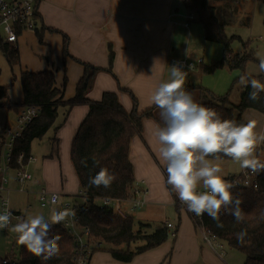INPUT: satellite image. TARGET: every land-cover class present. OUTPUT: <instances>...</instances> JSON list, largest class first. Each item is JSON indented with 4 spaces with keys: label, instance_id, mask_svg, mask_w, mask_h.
<instances>
[{
    "label": "crops",
    "instance_id": "crops-1",
    "mask_svg": "<svg viewBox=\"0 0 264 264\" xmlns=\"http://www.w3.org/2000/svg\"><path fill=\"white\" fill-rule=\"evenodd\" d=\"M183 1L39 0L38 26L42 23L54 31L46 30L42 43L34 31L24 33L25 36L29 34L24 41H20L23 35L20 36L16 43L20 62L13 67L0 48V88L7 87V96H0V133L6 124L15 122L22 108L20 74L24 70L54 71L57 87L63 86L66 77L64 96L69 99L74 96L77 83L85 72L84 63L99 67L102 70L96 72L86 93L87 97L100 100L105 91H113L128 111L132 109L133 103L127 90L137 97L140 109L153 105L151 96L158 85L169 78L168 61L172 57L201 58L202 63L196 70L188 71L185 81L188 85H201L205 73L203 66L220 58L222 54L206 62L205 51L208 42L212 41L205 39L203 26L196 17H187L190 12ZM242 1L246 2H232V20L226 26V32L233 22V8ZM261 1L253 0L249 4L253 9L252 25L255 9L259 8ZM185 22H189V25L186 26ZM233 35L246 41L240 34H228ZM64 36L68 38L69 53L65 60ZM234 41H238V45L232 47L233 52L243 53L245 49L242 42L236 39L232 44ZM110 50L114 53L111 66ZM108 67H111L112 72L106 70ZM223 69L231 70L227 66ZM245 70L249 74L258 75V63L247 62ZM9 102L12 103L10 107ZM88 111L86 104H78L70 109L68 106H60L54 126L42 138L33 140L31 154L34 159L26 165L33 175L32 181L28 183L29 189L35 191L45 186L70 200L74 199L70 197L81 193L70 152L73 138ZM249 116L254 118L256 125H260L261 134H264V113L250 108L243 113L246 121ZM157 124L153 119H144L142 137L134 136L130 143L129 156L136 182L144 189L137 194L140 205L133 216L146 223H152L155 219L170 222L176 228V234L160 246L136 255L130 262L118 261L110 253L102 251L92 255L90 264L97 261L102 264H232L224 244L220 254L212 250L202 241L201 233L194 226L189 212L184 208L180 211L175 209L174 199L165 183L163 168L166 166L159 157L160 145L154 134ZM263 143L260 142L256 149V155L262 162L264 154L258 152V149ZM38 146L39 154L35 156L33 151ZM219 162L226 180L244 171L234 170L236 162L232 159L221 158ZM9 173L11 193L25 194L27 207L30 206V197L35 198L34 195L17 191L15 174ZM11 206L23 213L16 205L11 203Z\"/></svg>",
    "mask_w": 264,
    "mask_h": 264
},
{
    "label": "trees",
    "instance_id": "trees-1",
    "mask_svg": "<svg viewBox=\"0 0 264 264\" xmlns=\"http://www.w3.org/2000/svg\"><path fill=\"white\" fill-rule=\"evenodd\" d=\"M210 1H183L185 8L189 12H193L196 19L202 24L205 39L221 43L224 47L222 56L204 65L203 71L212 73L218 68L227 66L231 70L239 69L240 74L234 79L231 88L224 95L215 94L213 91L199 85L184 84V87L188 91H196L198 95L196 101L215 109L222 118L234 119L238 123L247 122L243 117L245 110L253 108L264 113V93L260 94V100L257 102L249 100L248 92L251 89L241 85L239 77L241 74H249L245 70L247 62L255 61L259 63V61L255 56L254 49L249 47L252 41H242L239 36H228L226 32V26L232 20V2L237 0H214L215 2H221L222 5H213ZM262 1L264 2V0ZM46 30L54 31L43 26L42 23L34 31L40 43L43 42ZM63 39V57L65 60L69 56L68 38L64 36ZM236 39L242 42L245 49L243 53L233 52L231 43ZM0 48L5 59L12 67L19 64L20 56L17 44L0 41ZM113 59L114 53L110 50V66ZM84 66L85 72L77 83L74 96L69 99L64 96L66 77L63 86L57 87L55 73L52 70L21 71L23 101L20 105L21 107L27 105L37 106L40 113L23 130L21 136L15 140L9 172L15 174L16 170L26 168L28 159L32 156L31 145L33 140L42 138L54 126L60 106H68V109H70L78 104L88 105L89 111L78 127L70 152L71 161L80 182L81 193L70 198H82L84 200V204L82 202L78 209L81 223L89 227L90 241H92L90 243L95 245L96 242H99L101 244L98 247H93L92 255L99 250H104L118 261L130 262L136 255L166 242L170 236H173L170 228L166 222L153 224L140 221L139 225L136 226L134 216L119 217L110 208L97 204L95 200L100 197L133 198L144 191L136 182L134 167L129 156L130 143L134 136L142 137L144 119L150 118L158 124H162L159 115L160 110L155 105L140 109L137 97L130 90H127L133 103L130 111L124 108L118 100L117 94L113 91H105L100 100L90 99L86 93L96 72L102 69L85 63ZM106 70L112 72L111 67ZM250 75L264 82V74ZM234 90L239 92L237 102L231 99ZM0 96H7V87L0 88ZM11 104L9 102V107L12 106ZM8 125L10 124L8 123L5 126ZM1 135L4 136V129L1 131ZM85 157L88 158L87 167L81 163L82 158ZM92 157L100 162L99 165L93 163ZM221 158L231 159L222 154ZM102 167L107 168L116 176L115 181L109 188L95 187L89 183V178L95 176ZM163 172L166 183V167L163 168ZM1 176L0 171V179ZM241 177L242 172L227 177V180L233 182ZM255 183L256 186L235 183L236 187L231 190L234 197L238 196L242 200L241 209L244 214L242 222L237 223L233 216L226 213L220 216L223 223L222 228L217 227L216 221L207 214L203 215L201 221L203 226L216 235L223 244L225 242L245 255L242 264H264V171L258 173L255 177ZM166 186L174 199L175 209L180 211L184 207L177 195L171 190V186L167 184ZM189 215L193 221L195 219L193 213L189 212ZM195 221L197 220L195 219ZM193 224L196 227L194 221ZM153 225L154 227H152ZM147 228H152V230L149 231ZM241 230L247 231L243 243H239L236 239V233ZM52 232L61 236L58 256L44 261L20 244L16 254V264H75L74 244L66 229L58 223L52 226ZM0 264H4L2 257H0Z\"/></svg>",
    "mask_w": 264,
    "mask_h": 264
},
{
    "label": "clouds",
    "instance_id": "clouds-1",
    "mask_svg": "<svg viewBox=\"0 0 264 264\" xmlns=\"http://www.w3.org/2000/svg\"><path fill=\"white\" fill-rule=\"evenodd\" d=\"M258 73L264 74V56L258 57ZM182 62L177 61L170 67V76L161 82L151 96V102L159 110L162 124H157L155 136L159 142V157L166 166V184L187 207V211L201 217L207 214L222 228L221 211L234 217L237 223L244 220L241 209L242 200L234 197L232 189L235 182L224 178L220 164L221 154L238 163L241 170L253 174L264 171V162L256 155L264 134L256 131V121L237 122L222 118L215 109L197 102L184 84L188 71ZM239 83L250 87L249 100L257 102L264 93V82L250 74H241ZM212 157V158H209ZM93 163L99 161L92 157ZM81 163L87 167L88 158ZM116 176L107 168H100L89 183L95 187L109 188ZM204 190H200V188ZM60 196L53 194L51 203L56 204ZM10 211L0 212V229L8 228L11 223ZM71 207L60 210L53 208L47 219L43 214L17 218L10 231L17 235L19 244L33 255L47 261L60 252L61 236L52 232V226L75 217ZM246 230L236 233V239L243 243Z\"/></svg>",
    "mask_w": 264,
    "mask_h": 264
},
{
    "label": "built area",
    "instance_id": "built-area-1",
    "mask_svg": "<svg viewBox=\"0 0 264 264\" xmlns=\"http://www.w3.org/2000/svg\"><path fill=\"white\" fill-rule=\"evenodd\" d=\"M38 2L39 0H0V41L10 42L16 44L20 36L29 31H35L38 22L40 20L38 15ZM187 17L193 19L195 14L193 12L188 13ZM185 25H189V22H185ZM180 61L184 66V70L187 71L189 65L192 66L191 70H196L198 65L202 63V59L196 60L189 58H170L168 65L171 67L175 62ZM40 110L37 106L27 105L22 107L17 113L15 122L11 125L4 126V136L0 133V171L2 173L0 179V212L10 211L12 213L11 223L8 228L0 229L2 231L10 230L12 225L18 222L17 218H25L21 211L14 210L11 206L9 192L12 191L10 187V178L8 176L11 170L10 161L13 153V146L15 140L19 138L23 130L36 118L38 117ZM2 129V130H3ZM1 130V131H2ZM22 155L20 156L21 159ZM34 158L29 157L28 162ZM28 164V163H27ZM258 174H253L249 170L242 172L240 179H235L233 182L242 183L246 186L254 185L255 177ZM16 190L19 192H29L39 201V204L43 208L50 209L51 207H58L59 210L64 207H71L75 210V217H68L65 222L60 223L67 231L69 237L72 239L74 244V260L75 264H89L92 249L90 246V230L87 226L81 223L80 216L78 215V209L81 203L77 201H71L70 199H63L61 194L56 191H51L45 186H41L37 190H31L28 188V183L32 181L33 175L28 168L16 170ZM200 190H204L200 188ZM53 194L60 196V200L56 204L51 203V197ZM100 200L101 203H97ZM95 202L99 205L108 207L112 210L115 215L126 218L132 215V211L137 209L139 200L137 197L131 198H116V197H100L96 198ZM181 202V201H180ZM182 203V202H181ZM84 204V202H83ZM184 209L187 210L186 205L182 203ZM87 209V208H85ZM224 214V211H221ZM194 218L198 221L193 220L196 224L198 231L202 236V241L208 245L212 250L219 253L223 246V243L214 235L210 230L206 229L201 223L202 217H198L193 213ZM170 228L171 234H176L175 227L172 223L167 222ZM220 254V253H219ZM4 264L17 263V256L8 254L2 257Z\"/></svg>",
    "mask_w": 264,
    "mask_h": 264
},
{
    "label": "rangeland",
    "instance_id": "rangeland-1",
    "mask_svg": "<svg viewBox=\"0 0 264 264\" xmlns=\"http://www.w3.org/2000/svg\"><path fill=\"white\" fill-rule=\"evenodd\" d=\"M246 2L242 1L239 6H235L233 8V22L231 25L228 26L227 32L228 34L231 33H237L240 34L244 40H250L251 45H249L250 48L254 49L255 56L262 57L264 56V3L261 1L259 8L255 9L254 12V22L252 25V7L249 6L250 3H253V0H245ZM213 5H222L221 2H215L214 0L210 1ZM196 17V15H195ZM194 17V18H195ZM32 32V31H31ZM27 34L26 36H28ZM26 36L23 35V37L20 38V41H24L26 39ZM252 36V37H251ZM261 36V37H260ZM238 41H234V43H231V47L235 48L238 44ZM206 51H205V60L208 62L211 58L219 57L222 54V51L224 49L223 45L220 43H212L208 42ZM241 46V43H239ZM240 74L239 69H223L218 68L212 73H204L203 80L201 82L202 87H205L211 91H213L215 94L218 95H224L226 94L229 89L231 88L234 79ZM195 100L197 99L198 95L196 91L192 92ZM239 98V92L237 90H234L231 94V99L234 102H237ZM247 120H254L253 117L249 116ZM255 121V120H254ZM256 131L258 133H261L260 125L257 124ZM39 146L35 147V150L33 151V155L38 156L39 154ZM258 152H262L264 154V143L260 146L258 149ZM240 169L238 163H236L234 170ZM10 175V173H9ZM10 202L12 205H16L17 207L21 208L23 211V214L25 215V218L29 215H35V214H43L45 216V219H47L50 215V212L53 208H43L40 206L39 201L36 198L30 197V206L27 207V203L25 202L27 200L26 195L23 193H11L9 192ZM63 198V197H62ZM65 199V198H63ZM71 201H77L78 203L84 202L82 198H75ZM97 203H101L100 200L97 201ZM181 203V202H180ZM140 205V201L138 203ZM182 205V203H181ZM56 209V208H55ZM137 209L132 211V215ZM128 216V217H131ZM127 218V217H126ZM137 225H139L140 221L138 219L135 220ZM159 222L158 219H155L153 224H157ZM154 227V225L152 226ZM89 228V227H88ZM16 234L11 232L10 230L2 231L0 230V257H5V255L11 254L16 255L18 253L20 244L18 243L16 239ZM90 240H91V236ZM92 242V241H90ZM101 244L99 242H96L95 245L90 243L91 249H93L94 246H100ZM104 247V245H102ZM225 251L226 254H228L229 261L232 264H242L245 260V255L236 250L231 249L227 243L224 242ZM106 252L104 250H99L97 252ZM225 254V255H226ZM92 254L90 256L91 260ZM89 260V262H90ZM93 264H102L99 261L94 262ZM110 264V263H107Z\"/></svg>",
    "mask_w": 264,
    "mask_h": 264
}]
</instances>
